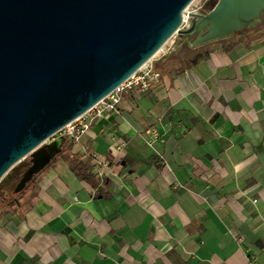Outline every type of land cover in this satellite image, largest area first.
<instances>
[{
    "label": "crops",
    "instance_id": "obj_1",
    "mask_svg": "<svg viewBox=\"0 0 264 264\" xmlns=\"http://www.w3.org/2000/svg\"><path fill=\"white\" fill-rule=\"evenodd\" d=\"M167 48L156 84L35 177L29 205L0 227V264H264V23ZM93 152L110 166L102 186ZM69 155L88 161L91 182Z\"/></svg>",
    "mask_w": 264,
    "mask_h": 264
},
{
    "label": "water",
    "instance_id": "obj_2",
    "mask_svg": "<svg viewBox=\"0 0 264 264\" xmlns=\"http://www.w3.org/2000/svg\"><path fill=\"white\" fill-rule=\"evenodd\" d=\"M0 0V183L30 159L21 191L64 140L46 144L152 60L175 35L191 47L253 30L264 0Z\"/></svg>",
    "mask_w": 264,
    "mask_h": 264
},
{
    "label": "built area",
    "instance_id": "obj_3",
    "mask_svg": "<svg viewBox=\"0 0 264 264\" xmlns=\"http://www.w3.org/2000/svg\"><path fill=\"white\" fill-rule=\"evenodd\" d=\"M187 20H185V22L183 20V25ZM167 51L168 48H162L152 60L122 83L114 92L98 102L85 114L62 128L51 138L52 141L62 139L73 145H81L83 138L90 133L91 127L95 121L103 118L107 114L120 115V106L123 97L137 92H146L152 85L158 82L160 75L155 71L154 63L157 58L159 59L164 56ZM163 140L164 135L161 134L160 121L146 130L144 141L147 148L154 150L155 146L159 142H163ZM81 154L87 155V151L84 147L81 148ZM89 157L94 164V174L100 181V186H102L104 178L110 169L109 163L103 156L95 152L91 153Z\"/></svg>",
    "mask_w": 264,
    "mask_h": 264
},
{
    "label": "trees",
    "instance_id": "obj_4",
    "mask_svg": "<svg viewBox=\"0 0 264 264\" xmlns=\"http://www.w3.org/2000/svg\"><path fill=\"white\" fill-rule=\"evenodd\" d=\"M247 31V30H246ZM66 164L69 171L81 181L91 182V175L87 173L88 161H82L77 159L73 155H69L66 159ZM26 170L23 172V174ZM21 175L20 179L22 178ZM37 175L33 176V178L27 183L25 188L21 191H16V187L20 181H15L14 183H7L6 180H3L0 183V218L6 219L12 214H16V208L19 207L20 203L18 197L22 195L26 190H28L29 186L33 184L34 179ZM35 191V187L32 186L31 192ZM26 194V193H25ZM32 197V194H30ZM30 202V200H29ZM28 202V205H29Z\"/></svg>",
    "mask_w": 264,
    "mask_h": 264
},
{
    "label": "rangeland",
    "instance_id": "obj_5",
    "mask_svg": "<svg viewBox=\"0 0 264 264\" xmlns=\"http://www.w3.org/2000/svg\"><path fill=\"white\" fill-rule=\"evenodd\" d=\"M216 1L217 0H194L192 2V4L188 7L189 13L190 14L191 13L206 14V13L211 11L212 6L214 5V3ZM186 16H189V15H186ZM190 23H191V19L188 18L187 22L181 27V29L185 30L190 25ZM263 23H264V19L262 20V24ZM179 40H180V36L175 35L167 42V44L163 48L166 49L170 44L171 45L176 44ZM50 142H52V139L48 140V142H46V144H49ZM63 152H66V151L64 150ZM30 159H31V157H28L25 161H23L20 164H18L17 166H15L3 180H6L7 183H14L15 181H18L20 179L21 175L23 174V172L30 167ZM44 169L42 171H44ZM40 173H38L37 175H40ZM32 186H33V184L30 185L28 190H26L22 195H20V197H18L21 208H16L17 211H19L22 208L24 209L25 207H27L26 205L28 204L29 200L30 199L32 200L31 195H30V194H32L31 193ZM20 216H21V211L16 213V214L11 215L12 218L13 217L19 218ZM4 222H5V219L0 218V227L4 225Z\"/></svg>",
    "mask_w": 264,
    "mask_h": 264
},
{
    "label": "bare ground",
    "instance_id": "obj_6",
    "mask_svg": "<svg viewBox=\"0 0 264 264\" xmlns=\"http://www.w3.org/2000/svg\"><path fill=\"white\" fill-rule=\"evenodd\" d=\"M189 9L186 10V14L184 15V21L187 20L189 18V16H186V15H189Z\"/></svg>",
    "mask_w": 264,
    "mask_h": 264
},
{
    "label": "flooded vegetation",
    "instance_id": "obj_7",
    "mask_svg": "<svg viewBox=\"0 0 264 264\" xmlns=\"http://www.w3.org/2000/svg\"><path fill=\"white\" fill-rule=\"evenodd\" d=\"M264 19V15L261 17L260 23L262 22V20ZM53 142V141H52ZM64 145V142L62 144V146Z\"/></svg>",
    "mask_w": 264,
    "mask_h": 264
}]
</instances>
